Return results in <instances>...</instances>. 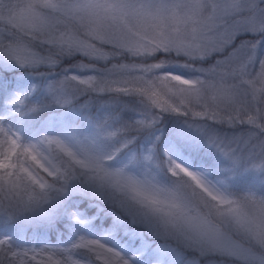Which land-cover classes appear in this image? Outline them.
I'll return each mask as SVG.
<instances>
[{"label":"snow or ice","instance_id":"obj_1","mask_svg":"<svg viewBox=\"0 0 264 264\" xmlns=\"http://www.w3.org/2000/svg\"><path fill=\"white\" fill-rule=\"evenodd\" d=\"M0 264H264V0H0Z\"/></svg>","mask_w":264,"mask_h":264}]
</instances>
